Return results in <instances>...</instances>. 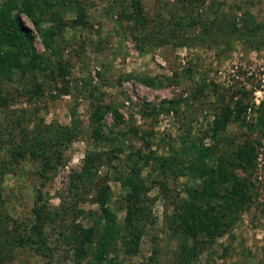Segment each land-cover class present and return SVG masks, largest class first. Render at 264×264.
<instances>
[{"label":"rangeland","instance_id":"1","mask_svg":"<svg viewBox=\"0 0 264 264\" xmlns=\"http://www.w3.org/2000/svg\"><path fill=\"white\" fill-rule=\"evenodd\" d=\"M77 3L83 9V22H76L74 14L68 11H60L61 21L65 23L56 43L60 47V58L48 59L51 63L54 59L63 62V75L54 80L40 75L43 92L31 100L14 92L18 85L13 81L10 89L16 96L6 108L0 107V144L23 142L24 146L29 145L31 131L40 124L73 126L71 113L74 110L80 134L65 152L63 165L42 188L30 164L21 171L24 164L9 163L0 183V209H6L16 222L27 223L36 189H42L50 208L57 207L58 196L66 189L67 176L82 165L85 153L104 152L112 162L99 173L107 177L110 205L117 213V221L122 222L125 216L120 208L128 189L119 179V176L124 179L125 175L137 176L145 183L144 187L149 188L146 197L156 219L152 228H145L137 252L124 253L122 248L118 249L117 264H138L151 256L156 257L158 264H178V249L184 238L165 231L164 216L169 215L171 209L160 195L159 187L151 182L158 172L150 155L177 153L184 165L190 160H200L199 139L222 104L216 97L198 101L192 98L196 88L204 82L211 84V88L215 85L226 97L237 93L232 103L242 100L244 105L248 103L246 120L256 122L257 107L264 101V46L258 47L246 40L239 30L246 18L264 27V0H204L194 4V10L189 12L192 18L183 12L185 0H72L67 9H73ZM135 3L143 9V25L149 27L146 30L129 20ZM159 16L164 19L160 33L165 42L153 47L149 35L159 33L154 28L155 24L161 25ZM19 17L34 35L37 52L44 54L32 22L24 14ZM172 17L184 20H175L180 22L176 35L167 36L165 24ZM156 43L160 44V40ZM56 66L53 69L58 73ZM17 77L18 73L14 78ZM93 86H98V92L90 97L87 90ZM97 102L116 110L121 120H114L112 113H107L96 139L89 117L91 105ZM239 134L238 124L229 123L222 136L231 138ZM259 136L253 133V137ZM260 139L264 143V137ZM210 143L204 140L205 145ZM259 153L251 178L253 187L249 190L251 202L240 207L238 215H229L230 232L218 237L195 264H264V146ZM2 159L4 163L11 162L7 152ZM166 177L173 194L181 197L187 196V186L194 181L198 183L195 175L179 174L172 178L167 173ZM79 208L85 213L79 223L91 226L102 222L96 204L88 201ZM154 248L156 255H152ZM11 256L13 259L7 264H40L38 258L27 252L12 251Z\"/></svg>","mask_w":264,"mask_h":264},{"label":"trees","instance_id":"2","mask_svg":"<svg viewBox=\"0 0 264 264\" xmlns=\"http://www.w3.org/2000/svg\"><path fill=\"white\" fill-rule=\"evenodd\" d=\"M202 2L204 0H185L183 12L190 15L194 4ZM71 4L72 0H5L0 3V107L6 108L16 94L26 96L30 100L40 97L43 92L40 75L44 74L50 80L63 75V62L54 59L51 63L48 59L53 56L60 58V47L56 43L57 39L61 38L65 25L61 21L60 11H68L74 14L76 22H83L82 6L77 3L73 5V9H67ZM142 10L139 4H133L129 20L146 30L149 27L143 25L145 18ZM20 14H24L32 22L36 34L41 39L44 54L37 52L34 35L23 26ZM161 16V25L154 26L159 33L149 35L153 47L165 42L160 33L164 21ZM174 18H171L173 23L170 20L165 24L167 36L176 35L180 26V22L175 21L180 17ZM262 29L263 25L255 24L246 18L239 31L246 40L256 43L259 47L264 46ZM157 40H160V44L156 43ZM45 55H48L47 58ZM55 64L58 73L53 69ZM17 73L18 77L14 78ZM13 81L18 85L14 90L15 95L10 89ZM3 84L7 86L5 89ZM95 92H98V86L87 90L90 97H93ZM219 92L215 85L211 88V84L204 82L196 88L192 96L197 101L200 98L216 97L222 103L199 139L198 150L202 154L200 160H190L184 165L183 159L177 153L170 156L150 155L158 172L151 182L159 187L160 195L170 204L171 209L170 214L164 216L165 231L184 238L178 249V264H195L199 256L215 244L218 237L230 232L231 223L227 220L229 215H238L239 208L251 202V178L256 171L259 150L264 146L260 139L264 137V101L257 107L256 122L250 123L245 117L249 104L244 105L242 99L232 103L237 93L226 97V94ZM91 108L89 123L96 139L101 134L107 113L111 112L114 120H121L118 112L108 105L97 102L93 103ZM71 117L73 126L40 124L38 129L31 131V142L27 146H24L23 142H1L0 183L8 164L13 161L16 165L24 164L21 171L30 164L42 188L59 166L63 165L65 152L80 134L75 110L72 111ZM19 118L20 116L17 119ZM229 123L238 124L241 134L231 138L222 136ZM254 132L260 136L253 137ZM205 139L211 141L210 145L204 144ZM237 141L240 142L234 150ZM6 152L11 158V162H6L7 164L2 159ZM111 162V157L104 152L87 151L82 165L71 170L67 176L66 189L58 196L60 203L57 207L50 208L41 193L42 189H36L35 203L27 223L16 222V219L7 214L5 208V211L0 209V264L11 262V252L18 250L32 254L40 260V264H117L116 253L119 248H122L124 253L137 252L145 228H152L156 224L146 197L149 188H145V183L137 176L125 175L124 179L119 176L128 193L120 208L125 212V216L122 222H118L117 213L110 205L107 177L99 173L102 167H110ZM167 173L172 178L179 174H187L188 177L195 175L198 183L194 181L192 185L187 186V196L181 197L179 194H173ZM88 201L99 208L102 222L98 225L85 226L78 222L79 218L85 216L79 205ZM1 205L0 201V208ZM186 240H190V243ZM156 253L157 249L154 248L152 255ZM138 264L158 262L155 256H151L146 262Z\"/></svg>","mask_w":264,"mask_h":264}]
</instances>
